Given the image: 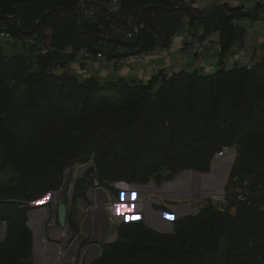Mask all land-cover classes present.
I'll return each instance as SVG.
<instances>
[{
  "label": "trees",
  "instance_id": "obj_1",
  "mask_svg": "<svg viewBox=\"0 0 264 264\" xmlns=\"http://www.w3.org/2000/svg\"><path fill=\"white\" fill-rule=\"evenodd\" d=\"M77 1L0 0V29L18 37L51 26L53 39L80 38L74 48L93 49L98 28L79 21ZM120 1L126 10L141 8L147 25L135 41L124 44L128 48L152 47L182 27L188 36L201 39L218 31L222 62L244 38L242 26L231 23L243 15L233 0L202 8L177 5L180 0ZM162 28L169 31L164 37ZM35 49L41 45L32 43L30 52ZM1 55L3 113L18 104L36 113L19 130L0 121V189L8 190L0 195V219L8 231L0 243V264H29L31 257L28 207L12 200L57 190L62 171L70 165L91 160L95 165L75 180L71 201L76 202L85 198L90 174L118 194L112 186L118 181L143 184L152 177L160 182L164 171L170 177L185 169L206 171L214 153L233 146L237 155L231 173L254 177L264 191V56L250 69L236 63L208 73L172 72L167 79L153 75L144 82L50 73L55 64L67 67L72 59L67 53L47 50L27 60ZM57 107L54 119L41 117V110ZM183 114L192 115L190 125H184ZM236 209L233 215L206 204L194 215L177 218L169 233H159L141 219L123 222L116 241L103 244L100 257L90 264H264V211L246 204ZM69 225L76 235L74 209L69 210Z\"/></svg>",
  "mask_w": 264,
  "mask_h": 264
},
{
  "label": "built area",
  "instance_id": "obj_2",
  "mask_svg": "<svg viewBox=\"0 0 264 264\" xmlns=\"http://www.w3.org/2000/svg\"><path fill=\"white\" fill-rule=\"evenodd\" d=\"M199 1L180 0L177 5L189 4V6H192ZM233 2L240 6L243 15L240 18L234 17L231 23L235 26H242L246 32L243 54L245 61L242 64H245L246 68L250 69L259 60L261 50L252 46L248 37L253 29V18L264 22V0H233ZM75 11L79 21H88L97 26L98 33L96 36L98 40L93 45V49L88 46H81L76 49L69 47L67 51L73 55V58L68 62L70 67L73 65L80 67L81 64L86 65L92 60L110 64L117 70L125 66H145L150 60L157 59L160 56H168L170 49L177 41L174 33L167 43L164 42V38H160L154 46L149 48L126 47L124 44L129 41H135L138 35L146 28V24L140 20L141 10L140 12L136 8L126 10L120 0H78L75 5ZM118 11H121L124 17L120 21L124 22L121 26L118 25L120 22H115L111 19V15ZM16 40L17 37L4 29H0V41L14 42ZM179 48L180 51L192 55L201 62L202 67L199 70L201 73H204L205 59L214 55L219 56L220 53L216 34L202 39L198 36H192L185 43H181ZM153 75H162L167 79L171 76V72L166 66H153L148 79L146 77L147 80L144 79L143 81H148ZM234 161L225 180L223 195L220 196L214 193L211 196L203 197V204H210L220 212L227 210L232 212L238 204H246L257 210H264V202L261 200L264 193L261 181L254 179V177L241 178L238 173H231ZM89 165L90 167H95L92 160L87 164H76L78 169ZM85 172L81 170L78 175L80 174L82 177ZM90 180L92 182L88 188H105L92 174L87 176V181ZM112 186H114V183H112Z\"/></svg>",
  "mask_w": 264,
  "mask_h": 264
},
{
  "label": "water",
  "instance_id": "obj_3",
  "mask_svg": "<svg viewBox=\"0 0 264 264\" xmlns=\"http://www.w3.org/2000/svg\"><path fill=\"white\" fill-rule=\"evenodd\" d=\"M223 155L224 157L220 158L223 161L219 166H214L210 168L208 172H201L193 169H185L178 173L177 177L173 179H167V174L162 173L164 177V181L160 186H157L152 180H149L143 184L137 183H125L123 181H118L115 183V188L119 187H131L134 190L137 189V199L135 200L136 207L140 208L141 204H143L142 209L144 214H137V218H143V222L149 228L163 233L166 232L167 229L172 230L174 227L173 221H170V218L175 217V215H179L181 213H185V215H194L197 213V209H192L190 204H174L169 202V200H179V199H193L198 196L202 197L200 200H196L193 203V206H201L203 205V197L211 196L212 194H218L220 196L224 193V184L227 178L228 172L232 165L235 150L234 148H230L229 152L226 154L220 152L216 154V157ZM87 166H84L81 169H86ZM79 174L76 178H80ZM75 178L73 179V183L71 185L70 191L66 192L63 190L49 191L44 196L40 197L36 201H32L28 206L29 211L28 215V227L32 230L33 234V244L43 245V243H49V240H55L54 248L56 249L57 257L55 258L54 264H67V261L70 259H65L64 250L73 248L72 252L74 259L76 254L79 253V260L83 264H90L95 259L99 258L102 251V246L99 244V239L97 238V234H92L91 231V209H87L86 218L84 221L81 219L85 216L84 210L86 209L89 202L91 204H96L95 209L97 211L103 212L101 206L104 202L95 200L94 193L95 191H100L99 188H88L85 193V199L79 198L78 208H76V220L79 225V221L81 220V224L84 232L78 231L76 234L75 240L72 242L70 246H68V240L74 236V232L71 231L70 226L67 224L68 217V205L64 201V197L67 194L68 200L71 202L73 188H74ZM101 189V188H100ZM103 191V190H102ZM133 194V193H132ZM131 194V195H132ZM133 196V195H132ZM140 197V198H139ZM161 198L164 199V205L166 208L173 210L172 213L165 212L162 209H153L152 204H159ZM49 201V202H47ZM45 204L43 207L35 208L33 206H37L40 204ZM49 205L55 209L54 216L50 219L47 218L49 214ZM183 208L182 211L179 209ZM41 211L40 217L37 215V211ZM115 212V210H113ZM105 216V215H104ZM56 217V223H55ZM170 217V218H169ZM169 218V219H167ZM49 221L47 222V220ZM128 217L121 218V221L128 220ZM37 222V225H36ZM105 226L102 228V234L107 232L111 228V224L109 223L108 217H104ZM6 224L3 223V229L0 236V241L6 235ZM36 225V226H35ZM166 230V231H165ZM97 231V230H96ZM53 232H55L56 237H53ZM85 234L88 237L89 244L82 246L78 253L77 244L84 240ZM77 239V240H76ZM117 239V232L112 236L109 242H114ZM80 241V242H79ZM61 242V250L59 243ZM51 247V246H50ZM96 248L97 250L94 252L92 249ZM91 250V251H90ZM66 252V251H65ZM63 253V254H62ZM34 264H37L34 262ZM74 264V263H72Z\"/></svg>",
  "mask_w": 264,
  "mask_h": 264
},
{
  "label": "rangeland",
  "instance_id": "obj_4",
  "mask_svg": "<svg viewBox=\"0 0 264 264\" xmlns=\"http://www.w3.org/2000/svg\"><path fill=\"white\" fill-rule=\"evenodd\" d=\"M213 1H216V0H200L198 3H196V4H193L192 6H189V4H181V5H184V6H187L188 8H195V7H198V8H202V7H206V6H213L214 5V3H213ZM219 3H221L219 0H217ZM180 5V6H181ZM140 10H141V12H142V9L141 8H137V11L138 12H140ZM54 14H51L50 15V18L53 16ZM142 16V13H141V15H140V20L141 21H144L143 20V18H144V16H145V14L143 15V17H141ZM111 19L113 20V21H115V22H120L121 20H123L124 19V17H123V14H122V12L121 11H118V12H116V13H114V14H112L111 15ZM136 19H137V17H136ZM124 22H120V23H118V25H122ZM182 25H184V23L182 24ZM254 25V24H253ZM147 26V25H146ZM177 27V26H176ZM185 28H186V26H185ZM200 29V28H199ZM169 31H164V28H162L161 29V35L164 37L165 36V34H167ZM202 31L201 30H199L198 31V33H201ZM212 32H214V31H212ZM212 32H209L208 33V35H210ZM215 32H218V31H215ZM173 33H175L174 35H175V37H176V39H178V38H180V37H186L187 35H189V34H187L188 32L187 31H185L184 29H183V27L182 28H178V29H176V30H174L173 31ZM27 34H28V36H18L17 37V40L16 41H5L6 43H4V42H0V51H1V54L2 55H4V56H2L1 54V56H2V59L4 58L5 60L6 59H9L8 57H12V56H23V59L24 60H27V58H29V57H32L34 54H36V53H40V52H46L47 50H51V51H53V52H58V53H61V54H70V53H68V48L69 47H71V48H73L75 45L73 44L76 40H79V39H71V41H65V40H63V39H60L59 41H57V37L56 38H54L53 39V37L55 36V32H54V30H53V28L51 27V26H44V27H42L41 28V32L39 33V29L38 30H36V32H34V30H31V33L29 32V30L27 31ZM36 34V37H34V35ZM172 35L173 34H171V35H169V38L168 39H165L166 41H168V40H170V38L172 37ZM212 35H214V33L212 34ZM212 35H210V36H212ZM250 36L248 37V40L249 41H252L255 45H261L262 46V49L264 50V22H263V25L262 26H260V27H258V29L257 28H254L253 30H251V32H250V34H249ZM247 35H246V32H245V30H244V35H243V37H246ZM81 37V36H80ZM192 36H188V38L187 39H190ZM166 38V37H165ZM218 39V38H217ZM219 40V39H218ZM240 41V40H239ZM242 41V40H241ZM32 43H39L40 45H41V49L39 50H36L35 49V51H31L30 52V50L32 49ZM76 44V43H75ZM244 47H245V43H244V45H243ZM49 47H51L50 49H48ZM58 48H61V49H58ZM74 49H76V48H74ZM172 49H174V50H178L179 48H177V47H175V48H171L170 49V51H172ZM234 51H235V47H234V45H233V47L232 48H230V50H229V54H228V57H230V55H234ZM70 55H72V54H70ZM165 55V54H164ZM213 57H217L216 55H214V56H211V57H208V58H206L205 59V62H204V64L205 65H209L210 63L212 64V70H217L220 66H219V63L216 61V59H213ZM72 58H73V55H72ZM34 58H31V61L33 60ZM180 59H184L185 60V62H184V69H185V71L186 72H188V73H191V72H193L194 71V69H195V64L196 63H194L195 62V57H193L192 55H190V54H187V53H185V52H183V51H180L179 52V54L178 55H175V54H172L171 55V57H170V62H171V64H172V66L173 67H176L177 65L178 66H181V64H180V62H179V60ZM244 61H245V58L243 57L241 60H240V62L239 63H244ZM30 62V61H29ZM177 63V64H176ZM105 64H107V63H103V62H97V61H94V60H92V61H89L86 65H84V64H81L80 65V67H78V66H76V65H73V66H68L67 65V67L65 66L64 67V69L62 68V66H61V64H55L53 67H52V69L51 70H49V72L50 73H53V74H60V73H62L63 71H68L69 73H72V74H74V73H80L81 75H87V77H83L84 79H86V78H88V77H91V75H90V73H92L93 71H92V69H99V68H101V67H105ZM13 64H11V65H9V66H12ZM110 65V64H109ZM130 66H132V65H130ZM126 67H128L129 68V66H125V67H123L122 69H120V70H117V69H115V68H111V70L112 71H115V72H117V74L118 75H121V72L126 68ZM173 67H171L170 68V70L173 68ZM32 68H36V65H33L32 66ZM73 69V70H72ZM205 69V68H204ZM203 69V71H205ZM32 71H33V69H31ZM211 70V71H212ZM31 71V72H32ZM96 72H98L97 70L95 71V73ZM120 72V73H119ZM171 72V71H170ZM79 80H83V79H81V76H76ZM96 77V76H95ZM120 78H125V77H120ZM113 79H115V78H113ZM143 81V80H142ZM12 83H13V81H12ZM183 89V88H182ZM181 89V90H182ZM202 92V91H201ZM198 97L201 99L202 98V100L205 98V95L204 94H199L198 95ZM198 98V99H199ZM19 105V108L18 109H14V107H13V109H9V110H7V111H4L5 113H3V111H2V109L0 108V121H2V122H4L5 124H7V125H10V126H12L13 128H15V129H17V130H19L20 128H21V125H22V123H27V124H30L31 122H33V119H32V115H34L36 112H34V111H32V110H30L29 108H27V107H23L21 104H18ZM60 109L57 107L56 109H54V108H52V109H49V110H41L40 111V114H41V117H43V118H46V119H49V121L51 120V119H54L55 117H57V114H58V111H59ZM180 110V109H179ZM183 118H184V120H183V122H185V126H188V125H190V123H191V121H190V119L189 118H191V119H193V117H192V115H186V114H183V115H181ZM233 147V146H232ZM227 147H223V149L221 150V152L223 151V152H225V154L227 153L225 150H227L226 149ZM229 148H231V147H229ZM225 149V150H224ZM234 150H235V157H236V155H237V149H236V147H234ZM218 153H220V152H216V153H214L213 155H212V157L209 159V166H208V169L206 170V171H201V172H208L209 170H210V168H211V166L212 167H214V166H219L223 161H225V160H220V158H222V157H224L223 155H221V156H219V157H216L215 155L216 154H218ZM235 157H234V159H235ZM1 160H2V154L0 153V162H1ZM88 163V162H87ZM87 163H85V164H87ZM90 163V162H89ZM79 165H83V164H79ZM71 166V167H70ZM69 167H67V168H65L63 171H62V173H61V176H62V180H61V183H60V185L56 188L57 189V191L58 190H63V191H66V192H68V191H70V189H71V185H72V183H73V179L75 178L76 179V177L78 176V170L80 169V170H83L84 172L89 168V166H87V168L86 169H81V168H79L78 170H77V168H78V166H76V164L75 165H70ZM76 167V168H75ZM84 167V166H83ZM82 167V168H83ZM193 170H196V169H193ZM181 172V171H180ZM164 173L165 174H167L168 176H169V173L167 172V171H164ZM177 175H178V173L177 174H175V175H173L172 177H177ZM169 178H171L170 176H169ZM150 180H152V181H154V183L157 185V186H160L161 184H162V182L164 181V179L163 180H161L160 182H158L157 180H155L153 177L150 179ZM118 189L119 190H121L122 192H127V190H128V192H132L133 194V196H130L129 198H131V197H133L132 199H129V198H126V199H124L123 200V202H124V205L122 206V205H120V208H119V210H123V209H131V210H133L134 211V213L133 214H135V211L137 210L138 212H139V214H144V211H143V209H142V206H143V204H141L140 206V208L139 209H137L136 208V205L134 206V205H130L129 203H135L136 201V199H137V195L135 194V193H137V189H135L134 191L132 190L133 188H131V187H119L118 186ZM50 191H56V190H50ZM47 192H49V191H46L44 194H42L41 196H39V198L40 197H42V196H44ZM3 193H8V190L7 189H0V195L1 194H3ZM118 194H119V192H118ZM118 194H115V195H118ZM6 195V194H5ZM67 195V194H66ZM66 195H65V202H67V199H66ZM122 196V195H121ZM124 196V195H123ZM126 197H128L127 195H125ZM115 197H118V196H115ZM14 198H17V197H14ZM38 198V196H37V198H35V199H31V200H26V201H23L24 199H19V198H17V199H14V200H12V201H14V202H17V203H19V202H21L22 203V206H25L26 205V208L28 207V209H27V212L29 211V204L32 202V201H36V200H38L39 199ZM140 198V197H139ZM202 197H200V196H198L197 197V199H195V198H193V199H188V198H185V199H179V201L178 200H176V201H178V202H174V204H190L191 205V207H192V209H197V211H199L205 204H203V205H201V206H199V207H197V206H193V203L196 201V200H200ZM117 202H120L119 201V199H117L116 200ZM175 201V200H174ZM164 199H162L161 198V201H160V204H162L160 207H158V205H156V204H153V207H154V209L155 208H157V209H162V210H164L165 212H168V213H172L173 212V210H171V209H169V208H166V206L164 205ZM45 204H50V203H45ZM45 204H40V205H37V206H33V207H35V208H40V207H43ZM67 204V203H66ZM77 203L75 202V201H73V202H71L70 203V205H68V210L69 209H74V211H75V213H76V208H78V204L76 205ZM116 207V208H115ZM132 207H134V208H132ZM136 208V209H135ZM114 209L115 210H117V211H119L118 209H117V204L116 205H114ZM183 210V208L181 209V207H180V209H179V211H182ZM236 206H235V208H234V210H232V212H229L228 210V212L229 213H231V214H235V212H236ZM41 211L42 210H38L37 211V215H38V217H40V215H41ZM136 211V212H137ZM26 212V213H27ZM54 212H55V209L54 208H52V206H50L49 205V214H48V216H47V218H51V217H53L54 216ZM115 213V217H119V218H117L116 219V221H117V223H120V224H122L123 222H121V218H123L124 217V215L125 214H123L122 212L120 213V214H116V211L114 212ZM130 213H132V212H130ZM189 215H191V214H189ZM135 215H133V218H131V214H129L128 216H126V217H128L129 219L128 220H126V221H124V222H128V221H134V220H142L143 221V218H135L134 217ZM183 216H185V213H181V214H179V215H175V217H173V218H167V219H169L170 221H173V222H175V220L177 219V218H179V217H183ZM1 219H3V218H1ZM0 219V236H1V233H2V229H3V223H5L6 225V235H5V237L0 241V243L6 238V236H7V233H8V231H7V223L4 221V219L3 220H1ZM49 219L47 220V222L49 221ZM118 219H120V220H118ZM55 220H56V217H55ZM67 224L69 225V212H68V217H67ZM28 215H27V224H28ZM120 224H117L118 226L120 225ZM36 225H37V222H36ZM35 225V226H36ZM116 224H115V226L113 227L114 229H115V232L117 231V226ZM70 226V225H69ZM79 228H80V225H79ZM70 229H71V231H73L72 229V227H70ZM31 230V229H30ZM173 230H174V228L172 229V230H170V229H167V231L166 232H163V233H169V232H173ZM108 231H110V230H108ZM107 231V232H108ZM74 232V231H73ZM31 233H32V230H31ZM55 232H53V234H54ZM104 234H105V232H104ZM117 236H118V232H117ZM75 238H76V235H74V236H72V238H70L69 240H68V246H70L71 244H72V242L75 240ZM112 238V237H111ZM111 238H110V240H111ZM77 240V239H76ZM116 241V240H115ZM80 242V241H79ZM106 243H112V242H109V241H107ZM80 244H81V242H80ZM79 243L77 244V251H76V253H78L79 252V250H80V248H81V245H80ZM40 246H41V244H38V242L34 245L33 244V234H32V245H31V257H30V262H29V264H34V262H36V259H38L37 261H38V264H41V261L43 260V258L42 257H45V258H47V259H50L53 263H55V258L57 257V253L55 252V250L54 251H51V252H45V250L44 251H42L41 250V248H40ZM43 246V245H42ZM45 247H50V246H45ZM60 250H61V248H60ZM66 251V252H65ZM74 251V249L73 248H69V249H66L65 248V250H64V257H65V259H70V260H68L67 261V264H72V263H74V264H83L80 260H79V253L78 254H76V257H75V259H74V256H73V254H72V252ZM94 252L96 251V250H93ZM38 252V253H37ZM40 252V253H39ZM62 253V254H63ZM68 253V254H67ZM37 254H39L40 256H38ZM46 254V255H45ZM42 256V257H41Z\"/></svg>",
  "mask_w": 264,
  "mask_h": 264
},
{
  "label": "crops",
  "instance_id": "obj_5",
  "mask_svg": "<svg viewBox=\"0 0 264 264\" xmlns=\"http://www.w3.org/2000/svg\"><path fill=\"white\" fill-rule=\"evenodd\" d=\"M220 1V0H219ZM214 5L216 4H220L217 0L216 1H213ZM253 29L254 28H257L262 26L263 25V21L257 19V18H253ZM252 29V30H253ZM200 30L202 31V28H200ZM216 34L217 35V38H218V32H212L210 35L212 34ZM210 35H206L204 37H208ZM250 36V35H249ZM188 38V35L186 37H180L177 39V41L175 42V45H173L172 48H179L180 44L181 43H185V41L187 40ZM245 38V37H244ZM242 39V41L240 40H237L233 45L235 47V51H234V55H230V57H228V54L226 56L223 57V60L222 62H219V57L217 56L216 58L213 57V59H216V61L219 63V68L221 67H231L232 65L236 64V63H239L240 60L243 58V54H244V43H245V39ZM250 43L252 44V46H256L257 48H260L261 50V54L259 56V59H261L263 56H264V50L262 49V46L261 45H255L252 41H250ZM233 45L231 46V48L233 47ZM180 52V48L178 50H174L172 49V51L169 52L168 56H160L158 57L157 59H154V60H150L148 62L147 65L145 66H138V67H126L122 72H121V75H118L117 72L115 71H112L111 68L112 66L109 65V64H105V67H101L99 69H92V73H90L91 76H96L100 81H106V80H110V79H113V78H117V77H125L124 79L126 80H144L148 79V76L150 75V70L153 66H166L169 70L172 66L171 62H170V57L172 54H175V55H178ZM167 57V58H166ZM165 61V62H164ZM181 66H176V67H173L170 71L171 73L172 72H179V71H185L184 69V62L185 60L183 59H180L179 60ZM195 69L194 70H201V67H202V64L201 62H199L196 58H195ZM177 64V63H176ZM212 64L210 63L208 66L205 65V71L204 73H208V72H212V71H215V70H212ZM73 70V69H72ZM98 71L95 73V71ZM212 70V71H211ZM120 73V72H119ZM76 76H81V79H84L83 77H87V75H81L80 73H74ZM146 79V80H147ZM81 171L80 169L78 170V172ZM115 185V184H114ZM116 186V185H115ZM95 189V188H94ZM100 191H95L94 193V198L95 200H97L96 202L98 203V201H103L104 199V202L101 206V209L103 210V212H100V211H97V209H95L96 207V204H91V202H89V204L87 205L86 209L84 210V217L81 219L82 221H84V218H86V215H87V209L90 208L91 209V221H92V224H91V233L92 234H97V238L99 239V244L103 245L105 244L108 240H110V238L115 234V229L113 228L115 226V224H120V223H117L116 219L119 218V217H115V213L113 212L114 209V205H124V202L123 200L126 199V198H129L130 196H132V192H122L120 191L118 195H115L114 192L106 189V188H102L100 189ZM103 190V191H102ZM116 190L119 191V189L117 188ZM134 191V189H132ZM106 193V194H105ZM122 195V196H121ZM124 195V196H123ZM125 195H127L128 197H126ZM67 196V195H66ZM115 196H118V197H115ZM133 197L129 198V199H132ZM85 199V198H84ZM119 199L120 202H117L116 200ZM65 200V198H64ZM80 200V199H79ZM79 200L76 202L78 204ZM68 205H70V201L68 200L66 202ZM76 204V205H77ZM130 205H133V203H129ZM78 206V205H77ZM135 206V205H134ZM116 208V207H115ZM134 208V207H132ZM134 210V209H133ZM131 210V209H123V210H115L116 211V214H120L121 212L124 215V217L126 218V216H128L129 214H131V218H133V215H135L134 217L137 218V214H139V212L135 211V214L134 211ZM132 212V213H130ZM76 214V213H75ZM108 217V220H109V223L111 224V228L109 229L110 231L108 232H105V234L102 235V228L105 226L104 224V217L105 216ZM79 221V225H80V231L84 232L83 230V227H82V224L81 222L82 221ZM120 220V219H118ZM57 221L55 220V223ZM121 222H124V221H121ZM118 226V225H117ZM97 230V231H96ZM117 232V231H116ZM53 237H56V234L54 233L53 234ZM85 239L84 240H87V238L89 236H87L85 234ZM83 240V241H84ZM55 240H49V243H43V246H41V250L45 252H51L53 250H55L56 252V249L54 248V242ZM87 243L89 244V241L87 240ZM86 243V244H87ZM44 246H51V247H44ZM59 246L61 248V242L59 243ZM49 248V250H48ZM93 250H97L96 248L92 249ZM91 251V250H90ZM39 256V254H38ZM53 261V260H52ZM50 259H47L45 257H43V260L41 261V264H53ZM36 263L38 264V261L36 259Z\"/></svg>",
  "mask_w": 264,
  "mask_h": 264
},
{
  "label": "flooded vegetation",
  "instance_id": "obj_6",
  "mask_svg": "<svg viewBox=\"0 0 264 264\" xmlns=\"http://www.w3.org/2000/svg\"><path fill=\"white\" fill-rule=\"evenodd\" d=\"M173 178H174V177L169 178V176L167 175V179H173ZM164 180H165V179H164ZM153 182H154V181H153ZM120 191H121V190H119L118 192H120ZM47 202H49V201H47ZM169 202L174 203V202H178V201H176V200H175V201H174V200H169ZM163 203H164V202H163ZM133 205H135V203H134ZM156 205H158V207H160L162 204L159 203V204H156ZM136 208L139 209L138 206H137ZM136 208H135V209H136ZM152 208L154 209L153 204H152ZM155 209H157V208H155ZM76 223H77V220H76ZM78 226H79V225H78ZM87 240H88V238H87ZM82 243H83V240L81 241V244H80L81 247L84 246V245H86V244L82 245Z\"/></svg>",
  "mask_w": 264,
  "mask_h": 264
},
{
  "label": "clouds",
  "instance_id": "obj_7",
  "mask_svg": "<svg viewBox=\"0 0 264 264\" xmlns=\"http://www.w3.org/2000/svg\"><path fill=\"white\" fill-rule=\"evenodd\" d=\"M227 148H228L227 150H225V149H224V150H225L226 152H229V149H230V148H229V147H227ZM231 148H234V147H231ZM222 153L225 154V152H223V151H222ZM235 154H236V153H235ZM234 157H235V155H234ZM233 160H235V159H233ZM230 168H231V167H230ZM76 179H77V178H76ZM76 179H75V180H76ZM74 183H75V182H74ZM114 184H115V183H114ZM113 187L115 188V185H114ZM87 189H88V188H87ZM115 189H117V188H115ZM66 197H67V196H66ZM67 198H68V197H67ZM67 201H68V199H67ZM69 201H70V200H69ZM77 201H78V200H77ZM77 201H76V202H77ZM178 201H179V200H178ZM71 202H72V201H71ZM75 216H76V214H75ZM78 227H79V226H78ZM79 230H80V229H79ZM76 234H77V233H76ZM99 242H100V241H99ZM100 245H101V244H100ZM101 246H102V245H101Z\"/></svg>",
  "mask_w": 264,
  "mask_h": 264
},
{
  "label": "bare ground",
  "instance_id": "obj_8",
  "mask_svg": "<svg viewBox=\"0 0 264 264\" xmlns=\"http://www.w3.org/2000/svg\"><path fill=\"white\" fill-rule=\"evenodd\" d=\"M256 47V46H255ZM216 58V57H215ZM225 68V67H224ZM90 167V166H89ZM76 168V167H75ZM78 169V168H77ZM86 173V172H85ZM87 181V180H86ZM90 182V181H89ZM90 184V183H89ZM96 189V188H95ZM85 191V190H84ZM106 194V193H105ZM70 210V209H69ZM262 211V210H261ZM264 211V210H263ZM223 213V212H222ZM68 221V220H67ZM103 235V234H102ZM41 247V246H40ZM45 247V246H44ZM49 250V248H48ZM54 251V250H53ZM38 253V252H37ZM40 253V252H39ZM68 254V253H67ZM38 255V254H37ZM46 255V254H45ZM40 256V255H39ZM42 257V256H41ZM43 258V257H42ZM38 260V259H37ZM54 264V263H53Z\"/></svg>",
  "mask_w": 264,
  "mask_h": 264
},
{
  "label": "snow or ice",
  "instance_id": "obj_9",
  "mask_svg": "<svg viewBox=\"0 0 264 264\" xmlns=\"http://www.w3.org/2000/svg\"><path fill=\"white\" fill-rule=\"evenodd\" d=\"M119 208H120V205H117V209L119 210Z\"/></svg>",
  "mask_w": 264,
  "mask_h": 264
}]
</instances>
